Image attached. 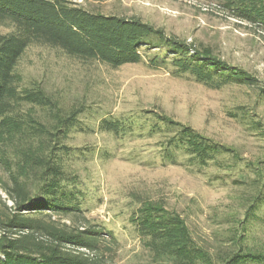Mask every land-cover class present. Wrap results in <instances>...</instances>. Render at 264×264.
Wrapping results in <instances>:
<instances>
[{
  "label": "rangeland",
  "instance_id": "rangeland-1",
  "mask_svg": "<svg viewBox=\"0 0 264 264\" xmlns=\"http://www.w3.org/2000/svg\"><path fill=\"white\" fill-rule=\"evenodd\" d=\"M64 1L93 14L138 19L246 72L264 87V34L229 17L219 0ZM9 31L0 25L1 34ZM170 70L150 69L146 62L113 69L45 45L24 52L16 68L21 87L41 88L63 112L79 113L76 126L61 140L69 152L60 155L70 178L67 185L78 192L81 218L53 219L112 234L113 241L104 237L103 246L112 249L106 264L149 260L129 222L144 201L178 213L195 243L212 256L235 230L244 234L251 250L264 252V205L244 225L246 210L258 193L264 194V98L256 88L230 85L213 90L189 76L174 77ZM33 112L51 123L45 109ZM151 112L192 128L232 153L219 156L220 165L210 163L203 169L163 164V135L141 138L136 130V135L118 136L98 128L101 120L142 122ZM0 178H7L1 169ZM4 204L13 205L0 186V210Z\"/></svg>",
  "mask_w": 264,
  "mask_h": 264
},
{
  "label": "trees",
  "instance_id": "trees-1",
  "mask_svg": "<svg viewBox=\"0 0 264 264\" xmlns=\"http://www.w3.org/2000/svg\"><path fill=\"white\" fill-rule=\"evenodd\" d=\"M219 1L229 17L264 34V0ZM0 25L10 29L0 33V169L7 176L0 186L13 204L0 210V264H106L112 249L103 246L104 237L114 240L103 228L53 219L81 218L78 192L67 185L60 155L69 152L61 140L76 126L79 113L63 112L41 88L21 87L16 68L30 46L45 45L113 69L143 62L150 69L169 67L172 76H189L209 89L256 88L264 98V87L251 75L135 18L93 14L64 0H0ZM33 108L45 109L51 123H43ZM98 128L118 136H133L136 130L141 138L163 135V164L203 169L220 165L219 156L232 153L155 112L142 122L101 120ZM263 205L264 194L258 193L244 225ZM129 222L149 257L145 264H264V252L251 250L236 230L212 256L195 243L178 213L156 202H142Z\"/></svg>",
  "mask_w": 264,
  "mask_h": 264
}]
</instances>
